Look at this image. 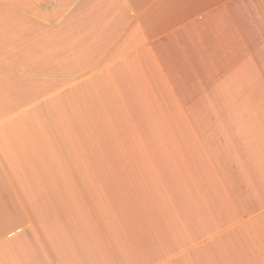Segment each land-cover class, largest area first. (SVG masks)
<instances>
[{
	"label": "crops",
	"instance_id": "crops-1",
	"mask_svg": "<svg viewBox=\"0 0 264 264\" xmlns=\"http://www.w3.org/2000/svg\"><path fill=\"white\" fill-rule=\"evenodd\" d=\"M0 264H264V0H0Z\"/></svg>",
	"mask_w": 264,
	"mask_h": 264
}]
</instances>
